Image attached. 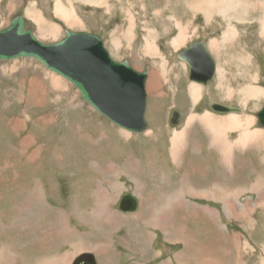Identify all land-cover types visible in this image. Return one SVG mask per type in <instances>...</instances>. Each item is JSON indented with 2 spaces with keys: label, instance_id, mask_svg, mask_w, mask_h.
Segmentation results:
<instances>
[{
  "label": "rangeland",
  "instance_id": "1",
  "mask_svg": "<svg viewBox=\"0 0 264 264\" xmlns=\"http://www.w3.org/2000/svg\"><path fill=\"white\" fill-rule=\"evenodd\" d=\"M56 1L0 0V30L22 15L27 28L44 43L60 41L66 29L84 31L98 35L114 60H126L138 72L150 66L148 128L142 133L120 129L83 102L70 82L33 59L1 61L0 250L10 248L13 264H66L62 259L70 253L77 254L67 264H76L81 254H92L97 264H264V188L260 193L248 189L264 179V147L233 150L231 161L227 147L236 148V143L243 147L239 143L248 134L243 125L224 137L216 134V167L205 161L203 166L195 158L213 152L206 147L209 132L199 120H190L188 127L189 119L207 112L213 114L217 126H223L228 114L209 109L216 102L241 109L235 114L242 120L253 117L251 129L264 132L257 117L264 98L249 100L247 105L236 98L239 91L264 90V35L259 28L255 32L256 23L249 30L252 40L242 42L243 48H249V62L248 69L240 71L237 64L246 55H234L230 41L222 44L219 53L209 47L220 40L227 24L220 12L209 19L202 7L189 6L199 0H60L74 9L73 22L54 12ZM246 1L253 4L256 19L264 17V0ZM28 10L41 14L42 28ZM247 14L225 21L235 28L233 20L247 19ZM198 40L208 45L217 73L206 86L194 83L204 90L197 105L193 101L182 104L185 98H177V91L188 89L191 81L188 66L177 53ZM156 68L165 76L162 83L160 74L152 80ZM220 80L233 97L227 90L220 94ZM154 81L160 85L156 87ZM172 109L183 114L176 127L169 124ZM185 129L182 147L187 148L182 153L187 155L186 162L174 167L181 158L171 152V138L174 130ZM247 136L251 141L254 138ZM167 148L174 159H168ZM96 150L99 161L94 158ZM196 171L203 177L193 175ZM204 179L228 188V202L218 195L211 201L188 194V189L197 188L195 183L203 185ZM94 188L105 191L104 201L100 198L93 208L105 206L106 224L91 220ZM123 192H132L139 200L136 220L117 209ZM175 194L179 198L172 201ZM236 199L249 208L238 205L236 210ZM225 202L236 212H225ZM208 211L214 213L213 218ZM116 213L121 218L114 220ZM165 216L175 223L168 238L157 226L149 227L151 219ZM60 220L72 231L56 234ZM118 225L121 230H116ZM101 250L110 252L99 255Z\"/></svg>",
  "mask_w": 264,
  "mask_h": 264
},
{
  "label": "water",
  "instance_id": "2",
  "mask_svg": "<svg viewBox=\"0 0 264 264\" xmlns=\"http://www.w3.org/2000/svg\"><path fill=\"white\" fill-rule=\"evenodd\" d=\"M178 59L189 69V80L206 86L216 75V63L206 42L195 41L177 53ZM16 59H33L47 70L69 81L79 92L80 99L100 115L122 130L142 133L148 128L146 121V81L150 66L138 72L128 61H116L95 34L65 30V36L55 43L40 41L27 28L22 15L10 20L0 30V62ZM209 109L218 114L240 113L241 109L213 102ZM182 112L172 109L169 124L179 125ZM264 128V107L257 112ZM139 200L132 192H125L117 209L122 213H135ZM76 264H93L92 254H81ZM96 261V260H95ZM97 264V263H96Z\"/></svg>",
  "mask_w": 264,
  "mask_h": 264
},
{
  "label": "crops",
  "instance_id": "3",
  "mask_svg": "<svg viewBox=\"0 0 264 264\" xmlns=\"http://www.w3.org/2000/svg\"><path fill=\"white\" fill-rule=\"evenodd\" d=\"M245 2H246L245 4H247V6L249 7V8L248 7L247 8L248 9H252V10H249L248 11L247 16L248 15L249 16L247 17V19L246 18H241L240 20H233V24L235 26V34L232 36L231 39H229L231 51H232V53L234 55L235 54L246 55L244 57V59L242 61H240L239 64H237L240 71H243L245 69H248V68H245V67L248 65V62H249V56H248V53L246 52V50L249 51V48H247V47H244L243 48L242 47V42L243 41H247V40H252L250 38V32H249V30H251V31L254 30V24L253 23H256V25H257L256 26V29H255V32H257L258 31V28H259V31L260 32L262 31L261 34L264 35V17L259 18V19H256V17L253 14V4L252 3L249 4V1H246V0H245ZM240 8H244V7L243 6H240ZM219 16L221 18H224L221 14ZM224 22L227 24L226 30L224 31V33H225L227 31L228 27H229V23L226 22L225 19H224ZM242 32H245V34L243 35ZM224 33H223V36H221L222 39L220 38V40L218 42L217 41L216 42H212L210 44V46H209L212 50H215L217 53L220 52V47L222 46V42H223V44L226 43V41L224 40ZM263 53H264V51H263ZM162 68L163 67L161 66V69ZM161 69H157L156 68V70H154V74H153L152 80L154 79V77L157 74H160V76H161V83H162V81L164 80L165 76H163L161 73H159L160 71H162ZM222 71L223 70L221 69V72H219L218 76H221ZM216 73H217V68H216ZM243 76H244V72L241 73V77H243ZM154 84H155L156 87H158L160 85V83H157V82L156 83L154 82ZM190 86H191V84L189 85L188 89H184V91L182 89H180V90L177 91V93H178L177 98L181 97L182 100L185 98V102L182 103V104H186L187 102H191V99L192 98H191V95H190ZM218 88L220 90V94L221 95L224 94V91L225 90H227L226 94L229 97H233V92H231L230 90L225 89L224 87H222V81L221 80H220V84H219ZM251 89L252 88L248 89V91L251 90ZM258 89H260V88H258ZM261 90H263V89H261ZM236 98L243 105H247L249 103V100H254L256 102H259L261 99L264 98V93L259 98H255V97H250L249 94H248V96H246V94L243 91H239L237 93V97ZM197 104H198V101L196 103H194V105H197ZM231 115H238V114H235L234 113V114H229L227 116L230 117ZM193 117H194L193 119H189V121H188V127L191 126L190 120L191 121H194V122H196L197 120H199L200 122L204 123V126L208 130V132L210 131L207 128L208 127V123L210 121H214L215 120L214 117H213V114L210 113V112H207L205 115L201 116V118L200 117H195V116H193ZM247 118H248V120H250V122H249L250 124L246 127L247 128L246 130H248V134L247 135L256 136L258 138L256 140H254V141L248 140V143L245 145V147H238L237 143H236V148H233L232 149V147H227V148L231 149V161L233 159V150H238V151H241V152H247V150H249V147H246L247 145L248 146H255V147H264V132H263V130L262 129L252 130L251 129V126L254 124L253 117H247ZM169 119H170V117H169ZM223 125H224V122H223ZM235 130H237V129L236 128H234V129H231V128L224 129V131H221L220 134H221V136L224 137L225 134L227 133V131H235ZM240 131H241V133L243 132L242 129H240ZM181 133H182V136L179 139H176V138L174 139L175 134H179L180 135ZM29 137L30 136H28L27 138H29ZM186 137H187V130L186 129L183 130V131H181V130H174L173 136L171 138V146H172L171 152L177 158H181L180 160H178L176 162V165L174 167H179L178 163L185 164V162H186V156L187 155L186 156H183V153H182L187 148V147H182L184 145V143H185ZM238 140H240V138ZM205 141H206V147H210L211 150H213V152L211 151L206 158L199 156L200 158H195V161L198 162V163H201L204 166V161L206 160V161H208V162L205 161L207 164L209 163L212 166H215L216 167V164L215 163H216V159H218V155H217L216 151L219 150L217 148L218 147L217 146V141H218L217 135L214 134V133H211V131H210L209 134H208V139H205ZM213 144H215V145L213 146ZM233 147H235V144L233 145ZM170 148L169 149L167 148V151H168L167 157H168L169 160L170 159H174L173 156H172V154H171V152L169 151ZM103 151H104V148H103ZM196 152H198V150ZM94 158L96 160H98V161L101 158L100 153H99L98 150H96V152H94ZM208 158H210V159H208ZM209 160H210V162H209ZM190 169H194V166L193 167H190ZM212 170H213V168H212ZM98 172H101V170H99ZM263 172H264V170H262V173ZM196 174L200 178L203 177L197 171L194 172L193 175H196ZM99 178H102V177L99 176L98 179ZM204 181H205L206 184L204 183L201 186H199V185H197L195 183V186L197 188L194 187L193 189H188V194L189 195H192V196H195V197H199V198L205 199V200L208 199V200H211V201L215 199V195H218L219 197L222 198L223 201L228 202V198L231 197V193H230V191H229L228 188H225V187H222V186H218L217 182L214 181V180L213 181H210L208 183H207V180L206 179H204ZM202 183L203 182H201L200 184H202ZM262 188H264V179H262V180L259 179V180H257L256 184L251 185V186L248 187V189L251 190V192H256V193H260V191L262 190ZM122 194L120 195V197L122 196ZM104 196H105V191L96 190L94 188L93 189V194L91 195V198H90L91 203H93V205L90 208L91 210H93V211H91V214H90L91 215V220L95 224H97V225H100L101 223L102 224H106V223L109 222V214L106 213L107 210H106L105 206L102 209H97V208L94 209L93 208L94 206L97 205L98 200L100 198L102 199V201H104V198H103ZM178 198H179V196L177 194H175V197L174 198L171 197V200L174 201V199H178ZM119 199H118V203H119ZM235 201H236V203H238V199H236ZM226 202L224 203V210L228 214H232V212H236L235 209L237 210V209H240V208L241 209H243V208H249L248 206L246 207L245 205L243 206V204L238 203V204H235L234 205L235 209H233V207L231 206V204L226 203ZM118 203H117V206H118ZM104 205H105V203H104ZM238 205H239L240 208L238 207ZM136 212L134 214L133 213L124 214L122 212H120V213L123 214L124 216H131L133 219L136 220L138 218V216H139L138 213H136ZM120 213H116V216H115L114 220H117V219L121 218L120 215H119ZM204 213H205V210H204ZM210 214H211V218H213L214 217V213L210 212ZM129 218L130 217H127L125 219H129ZM166 220L168 221L167 226H166ZM171 222H172V224H171ZM59 223L61 225L59 227H56L55 228L56 234H58V233L61 234L64 231H72L68 227L64 226L62 220H60ZM56 226H58V225H56ZM155 226H157L159 230L167 233V238L170 236V234H172V232H174V229H175V223L173 221H171V216H165L164 218H159V217L157 218L156 217V220L155 219H151L149 221V227L150 228H153ZM121 229H122V226L121 225H118L116 227V230H121ZM212 229L213 228H211V230ZM213 233L215 234L216 232H213ZM212 238H214V237H212ZM142 241L144 242V236H142ZM92 248L96 250V247L95 246H93ZM8 250L12 253V251L10 249H8ZM108 251L110 252V250H101L99 255H101L103 253H108ZM76 254L77 253H74V254L73 253H70V254L66 255L62 259V261H64V262L66 261V264H67ZM194 260H196V259H194ZM169 263L171 264V261ZM194 263H198L199 264V261H194Z\"/></svg>",
  "mask_w": 264,
  "mask_h": 264
},
{
  "label": "bare ground",
  "instance_id": "4",
  "mask_svg": "<svg viewBox=\"0 0 264 264\" xmlns=\"http://www.w3.org/2000/svg\"><path fill=\"white\" fill-rule=\"evenodd\" d=\"M92 1V0H90ZM179 1V0H178ZM81 2V0H80ZM83 2V1H82ZM88 2V0H87ZM189 2V1H188ZM186 3V2H185ZM197 3V4H196ZM245 0H199L197 2H195L194 4H191L190 3V7H194V8H197V7H202L205 15L207 16V18H212V14L214 12H220V14L225 18V19H232L233 17H240L241 14L245 15L248 11H249V7L247 6V4H245ZM188 4V3H187ZM250 4V3H249ZM240 6H243L244 8H240ZM33 7V6H32ZM248 7V8H247ZM54 12L57 13L58 15L60 16H63V18L66 20V22H73V16H74V9L72 8V6L70 4H64L62 1L60 0H57L56 1V4H55V7H54ZM230 13L234 14L233 16H230ZM27 14L35 19H37V22L40 26V28H42V26L44 25V23L41 21V14H34L33 12H30L29 10L27 11ZM24 17V16H23ZM25 19V18H24ZM64 20V21H65ZM77 20V19H75ZM26 21V19H25ZM209 21V20H208ZM74 24V23H72ZM26 25H27V21H26ZM261 25V24H260ZM263 25V24H262ZM73 26V25H72ZM50 27V26H49ZM51 28V27H50ZM52 28H55L53 32L56 31V26L53 25ZM261 28V27H260ZM132 29V28H131ZM263 29V28H262ZM133 31V30H132ZM52 32V33H53ZM130 32V31H129ZM262 33V31H261ZM235 34V28L232 27V26H229L227 31L224 33V40L225 41H229V39L232 38V36ZM180 38H177L176 39V43H179L181 42H178ZM216 40V39H215ZM218 42V41H217ZM262 43V42H261ZM223 44V42H222ZM175 45H178V44H175ZM149 48V46H148ZM207 48H208V45H207ZM16 60H21V59H16ZM216 63V61H215ZM164 65H166L164 63ZM216 68H217V65H216ZM165 72V71H164ZM156 74V73H155ZM157 76V75H156ZM61 77V76H60ZM63 78V77H62ZM156 78V77H155ZM64 79V78H63ZM66 80V79H65ZM67 81V80H66ZM69 82V81H68ZM153 82V81H152ZM155 82V81H154ZM157 82V81H156ZM195 82H191V86H190V95H191V98H192V101L193 103H196L199 99H200V96L202 94V87L201 86H198V85H195L194 84ZM198 84V83H196ZM219 84V83H218ZM200 85V84H199ZM204 91V90H203ZM246 96H249L250 97H255V98H259L263 93H264V90H261V89H256V88H252L251 90H244L243 91ZM209 114V113H208ZM231 114H234V113H231ZM211 115V114H210ZM229 115V114H228ZM209 116V115H208ZM194 117H192L193 119ZM201 118V117H200ZM210 119V118H209ZM197 120V119H196ZM250 120H248V118L242 120L241 117L239 115H231L230 117L228 116V118H225V121H224V125L223 126H217L215 124V120L214 121H210L208 123V129H210L211 133H214V134H218V137H221L220 136V132L221 131H224V129H228V128H231V129H234V128H240L241 126L245 125L246 127L250 124L249 123ZM209 131V132H210ZM248 132V130H246ZM130 133V132H129ZM241 135H244L243 133ZM182 136V134H175V137L174 139H179L180 137ZM254 137L252 139V141L256 140L258 137L256 136H252ZM244 139L240 141L239 145H242L243 147H245V145L248 143V140L249 137L247 135H245L243 137ZM251 138V137H250ZM218 139V138H217ZM258 142V141H257ZM215 143V142H214ZM215 144H213L214 146ZM82 152V151H81ZM210 157V156H209ZM211 158V157H210ZM209 159V158H208ZM206 161V160H205ZM208 162V161H206ZM210 162V160H209ZM77 171V170H76ZM82 174V172H81ZM37 195H38V192H37ZM40 196V195H39ZM245 199V198H244ZM246 205V204H245ZM250 205L254 206L253 203L250 202ZM244 206V205H243ZM104 208V207H103ZM28 210V209H27ZM33 214V213H32ZM40 214V213H39ZM124 214H130V213H124ZM207 215H209V217L211 218V214L210 212L208 211L207 212ZM168 224V221L166 220V226ZM165 226V227H166ZM10 249V248H8ZM6 248H3L0 250V264H13V258H14V255ZM18 260V259H17ZM91 258L89 259L88 262H85V264H89L91 262ZM18 262V261H17ZM212 264H216L215 262L211 261ZM16 263V262H15ZM49 263V262H48ZM50 263H52L50 261ZM54 264V263H52ZM93 264H96V261L94 260L93 261Z\"/></svg>",
  "mask_w": 264,
  "mask_h": 264
},
{
  "label": "flooded vegetation",
  "instance_id": "5",
  "mask_svg": "<svg viewBox=\"0 0 264 264\" xmlns=\"http://www.w3.org/2000/svg\"><path fill=\"white\" fill-rule=\"evenodd\" d=\"M202 92H203V89H202ZM200 99H201V96H200ZM200 99H199V100H200ZM191 102H192V99H191ZM198 102H199V101H198ZM192 103H193V102H192ZM193 105H194V103H193Z\"/></svg>",
  "mask_w": 264,
  "mask_h": 264
}]
</instances>
